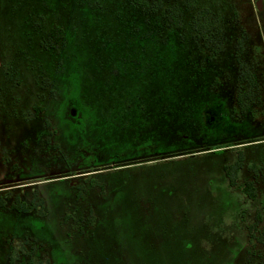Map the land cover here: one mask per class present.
I'll return each mask as SVG.
<instances>
[{"label": "rangeland", "instance_id": "obj_1", "mask_svg": "<svg viewBox=\"0 0 264 264\" xmlns=\"http://www.w3.org/2000/svg\"><path fill=\"white\" fill-rule=\"evenodd\" d=\"M187 3L0 0V264H264V0Z\"/></svg>", "mask_w": 264, "mask_h": 264}, {"label": "trees", "instance_id": "obj_2", "mask_svg": "<svg viewBox=\"0 0 264 264\" xmlns=\"http://www.w3.org/2000/svg\"><path fill=\"white\" fill-rule=\"evenodd\" d=\"M138 2H141V0H137ZM196 0H187L188 6L192 7L194 6ZM193 25L194 30L202 36V38L206 40H210V42H215L220 39V36L217 37V39L214 38L215 31L213 29L217 28V25L214 24L213 20V13L210 8L204 7L199 9V11L195 14L193 17ZM64 36V29L60 26H54L50 29L48 33V39L52 41L54 44L60 43L61 39ZM242 44V42H240ZM224 48V45L219 41V43L216 45V49L214 53H220ZM242 48V46H241ZM240 48V49H241ZM240 78L243 83L247 85L248 90L246 92L239 91L237 95V103L239 110L241 112V115H248L251 114L252 110V99L251 94L257 89L258 83H257V77L256 74L252 71V68L248 66L246 63H241L240 65ZM244 166V157L242 153L238 154V159L229 165L224 166V170L226 171V175L229 179V183L232 186H235L238 180V174L240 170ZM244 192L252 199H255L257 197V189L254 184L253 180H248L244 183L242 186ZM33 209L32 205H24L21 207H18V210L20 211H30ZM255 226V225H254ZM257 226V224H256Z\"/></svg>", "mask_w": 264, "mask_h": 264}, {"label": "water", "instance_id": "obj_3", "mask_svg": "<svg viewBox=\"0 0 264 264\" xmlns=\"http://www.w3.org/2000/svg\"><path fill=\"white\" fill-rule=\"evenodd\" d=\"M259 5V4H258ZM262 7V6H261ZM260 5H259V8H261Z\"/></svg>", "mask_w": 264, "mask_h": 264}, {"label": "flooded vegetation", "instance_id": "obj_4", "mask_svg": "<svg viewBox=\"0 0 264 264\" xmlns=\"http://www.w3.org/2000/svg\"><path fill=\"white\" fill-rule=\"evenodd\" d=\"M258 195V194H257Z\"/></svg>", "mask_w": 264, "mask_h": 264}]
</instances>
